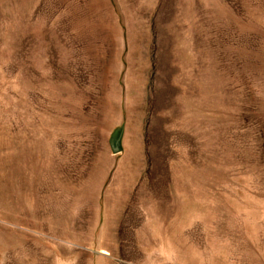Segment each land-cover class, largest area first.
<instances>
[{"label":"rangeland","instance_id":"rangeland-1","mask_svg":"<svg viewBox=\"0 0 264 264\" xmlns=\"http://www.w3.org/2000/svg\"><path fill=\"white\" fill-rule=\"evenodd\" d=\"M0 264H264V0H0Z\"/></svg>","mask_w":264,"mask_h":264},{"label":"water","instance_id":"water-1","mask_svg":"<svg viewBox=\"0 0 264 264\" xmlns=\"http://www.w3.org/2000/svg\"><path fill=\"white\" fill-rule=\"evenodd\" d=\"M117 149H118V148H117V146H116V145H113V146H112V151H113V152H116V151H117Z\"/></svg>","mask_w":264,"mask_h":264}]
</instances>
